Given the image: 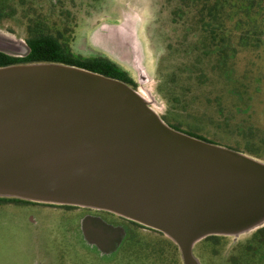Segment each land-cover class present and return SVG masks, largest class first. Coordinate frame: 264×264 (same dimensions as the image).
I'll use <instances>...</instances> for the list:
<instances>
[{
    "label": "water",
    "instance_id": "obj_1",
    "mask_svg": "<svg viewBox=\"0 0 264 264\" xmlns=\"http://www.w3.org/2000/svg\"><path fill=\"white\" fill-rule=\"evenodd\" d=\"M99 30L145 83L134 24ZM134 96L75 66L0 68V197L117 214L165 234L183 264L198 240L264 223V164L170 128Z\"/></svg>",
    "mask_w": 264,
    "mask_h": 264
},
{
    "label": "rangeland",
    "instance_id": "obj_2",
    "mask_svg": "<svg viewBox=\"0 0 264 264\" xmlns=\"http://www.w3.org/2000/svg\"><path fill=\"white\" fill-rule=\"evenodd\" d=\"M9 4L16 12L0 22L1 52L25 56L26 28L36 19L49 32L63 33L74 54L103 56L121 67L135 83L127 84L136 95L134 101L164 124L163 118H168L218 147L264 164V47L240 51L225 78L218 70L211 71L213 59L195 50L186 9L172 16L180 7L177 0H25L24 6L10 0ZM125 20L135 26L146 73L143 84L128 66V55L101 38L99 27ZM200 73L206 76L200 78ZM231 90L238 91L241 99L232 97ZM168 93L181 101L175 110ZM245 143L260 157L245 153ZM238 147L239 151L233 149ZM0 199L19 200L0 202V264H174V249L168 244L173 241L144 225H128L117 214L15 197ZM262 227L264 223L244 233L218 236L213 245L198 240L192 246L196 264H264V244L253 237ZM126 233L139 241L135 249L122 250ZM154 245L161 257L155 255ZM175 252L183 264L178 247Z\"/></svg>",
    "mask_w": 264,
    "mask_h": 264
},
{
    "label": "trees",
    "instance_id": "obj_3",
    "mask_svg": "<svg viewBox=\"0 0 264 264\" xmlns=\"http://www.w3.org/2000/svg\"><path fill=\"white\" fill-rule=\"evenodd\" d=\"M9 1L0 0V22L12 17L16 12V8L10 5ZM177 1L180 7L173 11L172 16L175 17L179 15L180 11L186 9L192 19V24L190 25L192 28L191 34L196 44L195 50L200 52L205 59L214 60V64L210 68L212 72L218 70L225 78H229L231 74L229 66L240 51L258 50L264 47V0ZM19 4L24 6L25 0H19ZM25 43L29 51L23 57H12L0 52V68L18 64L56 63L75 66L126 84H133L127 73L113 61L102 56L85 58L74 54L68 41L64 39L63 33L56 31V34H53L49 32L36 19L30 22L26 28ZM202 72H205V70ZM203 76L206 75L200 73V78H203ZM230 93L232 97L238 96L241 99V94L238 91L231 90ZM168 96V102L171 103L172 108L177 109L181 104L180 99L173 94L168 93ZM217 113L222 114L221 111H217ZM163 119L170 128L176 131L210 144L220 145L194 131L183 130L180 123H174V121H170L168 118ZM243 131L244 128L240 132ZM233 149L235 151L240 150L239 147ZM242 150L254 157H260V153L252 149L248 143H245ZM5 201L18 202L19 200L0 199V202ZM131 224L139 226L133 222ZM253 237L259 239L260 245L264 244V227L256 230ZM219 238L218 236H209L203 239V241L209 245H213L218 242ZM138 243L139 241L135 236L126 233L121 248L122 250L135 249ZM168 244L174 249L172 256L173 263L179 264V257L175 252L177 247L171 242H168ZM153 248L155 255L160 256L161 250H158L157 245H154Z\"/></svg>",
    "mask_w": 264,
    "mask_h": 264
},
{
    "label": "flooded vegetation",
    "instance_id": "obj_4",
    "mask_svg": "<svg viewBox=\"0 0 264 264\" xmlns=\"http://www.w3.org/2000/svg\"><path fill=\"white\" fill-rule=\"evenodd\" d=\"M103 57V56H102ZM110 60V59H109ZM116 64V63H115ZM117 65V64H116ZM137 80V79H136ZM133 84H135L134 82H133ZM132 85V84H131ZM120 220H122V221H124V222H126L128 225H132L131 224V222L132 221H129V220H125V219H123V218H120ZM133 223H135V222H133Z\"/></svg>",
    "mask_w": 264,
    "mask_h": 264
}]
</instances>
